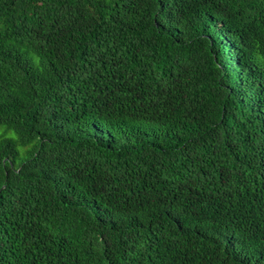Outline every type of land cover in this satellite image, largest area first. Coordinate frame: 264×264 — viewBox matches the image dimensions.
I'll use <instances>...</instances> for the list:
<instances>
[{
  "label": "trees",
  "instance_id": "trees-1",
  "mask_svg": "<svg viewBox=\"0 0 264 264\" xmlns=\"http://www.w3.org/2000/svg\"><path fill=\"white\" fill-rule=\"evenodd\" d=\"M0 264H264V0H0Z\"/></svg>",
  "mask_w": 264,
  "mask_h": 264
}]
</instances>
